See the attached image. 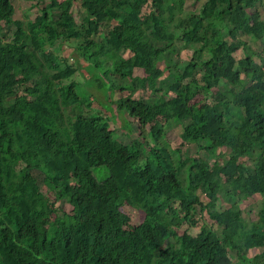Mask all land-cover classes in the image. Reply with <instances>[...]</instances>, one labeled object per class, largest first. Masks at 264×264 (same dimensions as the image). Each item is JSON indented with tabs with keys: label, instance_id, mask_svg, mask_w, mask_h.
<instances>
[{
	"label": "trees",
	"instance_id": "trees-1",
	"mask_svg": "<svg viewBox=\"0 0 264 264\" xmlns=\"http://www.w3.org/2000/svg\"><path fill=\"white\" fill-rule=\"evenodd\" d=\"M31 1L36 13L22 21L12 0H0V264H234L229 252L235 264H264L263 0H190L202 1L197 13L172 0H68L83 10L79 22L60 0ZM70 41L77 53H93L97 73L122 80L111 94L151 88L146 100H117L138 125L130 145L84 110L90 90L104 84L96 75L71 79L76 69L52 48ZM179 46L191 54L175 63ZM164 74L173 96L159 100ZM242 74L250 75L246 87ZM210 92L205 102L201 93ZM165 111L197 156L169 145L156 125ZM217 149L227 158L210 163ZM101 167L98 181L93 169ZM221 191L232 201L241 191L261 196L257 220L218 209ZM60 202L71 209L47 232L41 222ZM122 204L144 213L129 232ZM199 212L211 225L195 236L173 229L196 225ZM253 249L262 250L248 257Z\"/></svg>",
	"mask_w": 264,
	"mask_h": 264
},
{
	"label": "rangeland",
	"instance_id": "rangeland-1",
	"mask_svg": "<svg viewBox=\"0 0 264 264\" xmlns=\"http://www.w3.org/2000/svg\"><path fill=\"white\" fill-rule=\"evenodd\" d=\"M62 2L61 9L64 11L70 12L76 22H79L81 20V16L83 14V10L80 8L79 3H72L68 0H60ZM172 2L179 8L186 10V11H193L198 12L200 5L202 3H193L190 0L180 1V0H172ZM13 6H14V15L13 19L15 20H22L26 21L28 19H31L34 17L36 13V9L33 7V2L31 0H12ZM143 10H147L146 7L143 8ZM257 10L261 13L262 17L264 18V0L261 4L257 6ZM13 29L14 27H10L9 30H7V37L9 39L12 38L13 35ZM106 35L105 30L101 31V34L99 36H96V40L103 39V37ZM59 45L60 42L53 45L52 48L56 51L58 54H62V56L67 57L68 63L76 69L75 74L72 76V80L76 81L79 84H82L86 82L89 78H92V76L96 75L99 79V83H103L104 87L96 91L94 89H91L92 93L95 97L90 98V106H88L85 111H87L89 114L92 115H99L102 116L104 119V123L107 127H109L112 132L114 138L119 141L122 144L130 145L131 141L135 139L136 133L138 131L137 123L133 118H129L127 114L124 111H119L117 109V100L119 97L127 96L128 94H131L134 98L140 99V100H146L147 98L152 96L151 88L145 87L144 89H135L133 92L128 91L126 88L124 92L121 91H114L113 94H111L114 89H118V87H121L122 80L118 76H109L106 77L103 73H97L96 69L93 67L95 58L93 56L92 52L88 53H77L74 49L75 42H64L61 43V50L59 51ZM191 54V49L189 48H181L179 46V52L178 54L174 55V62L175 63H182L188 59V57ZM125 57L128 56V53L124 54ZM235 57L239 58L241 57V51L235 53ZM257 60V59H256ZM110 62V61H109ZM108 62V63H109ZM111 64V63H109ZM162 68L163 65L159 64ZM103 71V70H102ZM100 74V75H99ZM134 75L136 76H142V70L135 69ZM167 74H164V77L162 78V81L160 82L163 84V91L161 93V98L159 100H168L173 95L168 92L166 88L167 84ZM198 78L200 77V74L197 73L196 75ZM166 77V78H165ZM250 83V75H241V84L243 87H246ZM113 88V90H111ZM201 98L205 99V102H209L213 99V94L210 93H201ZM157 100V99H156ZM101 103L109 105V109H106V107H103ZM157 127H162L163 130L166 132L165 138L168 140L169 145L172 148H180L182 152L185 155L189 156H197L196 149L193 145L189 144H183L180 138V135L182 133V127L179 124H176L172 122L168 116L167 111L162 113L156 122ZM148 145H151L149 137H147ZM215 155L217 156H211L209 158V162L213 163L218 158L220 162H223L227 158V153L225 149H217L215 150ZM93 175L98 180L101 181L102 178L105 176V168H97L93 169ZM38 182L41 188L42 194L45 196L48 194V190L45 186H43L41 182V177L38 176ZM189 185H186V187ZM72 188L77 189L78 185L72 183ZM191 190H193L199 197L203 204L207 203V199L199 192V190L193 188V186L189 187ZM236 201L230 200L222 191L219 193L218 198L216 200V207L218 209H230V210H238L241 212L242 217L247 221H256L258 217V212L262 206V197L259 195H251L248 191H241L238 192L236 195ZM57 207L61 210H56L52 216L48 215L46 216L43 221L41 222V227L44 229H47L48 232L50 229V222L53 218H63L66 213H68L71 209V207L66 204V202H60L59 204H56ZM118 211L124 213L126 216H128V221H126L123 225V230L125 232L131 231V229L136 226L137 224L143 222L144 220V213L143 211L129 207L125 204L118 206ZM194 222H197L196 225H190L189 223H184L178 228H173L178 234H181L183 232H187L188 234L195 236L199 228L205 224L210 226L211 221L207 218L205 213L199 212V214L196 215L194 218ZM260 229L264 231V226H261ZM167 242L170 243L171 239H167ZM262 249H253L247 252L248 257H252L256 253L260 252ZM230 257L233 258V263H237L234 258V253L229 252L228 253Z\"/></svg>",
	"mask_w": 264,
	"mask_h": 264
}]
</instances>
